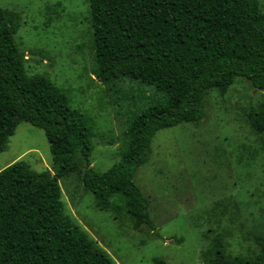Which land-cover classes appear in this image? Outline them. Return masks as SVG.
<instances>
[{"label":"trees","instance_id":"trees-1","mask_svg":"<svg viewBox=\"0 0 264 264\" xmlns=\"http://www.w3.org/2000/svg\"><path fill=\"white\" fill-rule=\"evenodd\" d=\"M89 7L99 82L116 87L129 79L152 86L160 98L130 120L121 162L95 171L92 121L72 109L50 79L26 72V55L16 43L18 16L0 7V154L27 123L44 132L52 155L45 172H30L23 163L0 172V264H114L78 225L57 218L63 210L59 179L80 173L99 209L124 212L137 228L155 229L134 177L149 163L156 134L203 121L207 93L225 94L238 78L264 92L258 0H89ZM249 124L264 133V110L252 107ZM212 243L204 264H264L262 238L251 260L228 255L220 236Z\"/></svg>","mask_w":264,"mask_h":264},{"label":"rangeland","instance_id":"rangeland-1","mask_svg":"<svg viewBox=\"0 0 264 264\" xmlns=\"http://www.w3.org/2000/svg\"><path fill=\"white\" fill-rule=\"evenodd\" d=\"M258 2L264 13V0ZM0 7L18 16L26 72L50 79L92 121L91 167L103 173L121 162L130 120L160 95L129 79L113 87L96 78L89 0H0ZM252 107L264 110V92L238 78L225 94L207 93L203 121L156 134L149 163L134 177L155 229L99 209L80 173L59 179L57 218L78 225L114 264H204L218 236L228 255L253 259L257 238L264 239V133L249 124ZM16 163L30 172L52 169L42 130L18 126L0 154V172Z\"/></svg>","mask_w":264,"mask_h":264},{"label":"water","instance_id":"water-1","mask_svg":"<svg viewBox=\"0 0 264 264\" xmlns=\"http://www.w3.org/2000/svg\"><path fill=\"white\" fill-rule=\"evenodd\" d=\"M27 57H31V56H27Z\"/></svg>","mask_w":264,"mask_h":264}]
</instances>
